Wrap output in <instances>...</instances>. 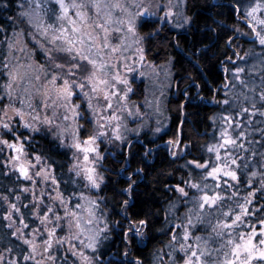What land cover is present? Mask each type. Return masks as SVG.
<instances>
[{
	"label": "snow or ice",
	"instance_id": "6c2138e0",
	"mask_svg": "<svg viewBox=\"0 0 264 264\" xmlns=\"http://www.w3.org/2000/svg\"><path fill=\"white\" fill-rule=\"evenodd\" d=\"M14 6L20 11L6 17L13 25L11 33L6 24H0L3 34L0 43H6L12 54L27 48L26 35L33 40L39 36L41 39L37 44L51 70L42 91L25 87L18 93L20 82L27 84V74L21 73L17 64L7 72L5 91L0 93L8 101H0V157H3L0 169L6 178L12 175L17 177V183L25 182L8 190L16 192L11 201L8 195H0L7 204V211L3 212V219L8 221L6 233L26 247V250L21 248L18 258L10 259L8 264H20V258L25 264H58V258L62 264H68V257L61 255V250L71 254L72 264L77 261L79 264H144L139 256L133 260L131 252L134 241L147 236L148 213L140 218L139 213L132 215L123 211L121 214L118 211L116 214L120 219L110 222L107 219L109 212L99 211L105 197L85 195V191H72L65 196L64 192L69 184L74 188L99 190L105 182V175L99 169L106 158V153L100 151V142H123L128 132L140 133V129L146 127L141 123L128 128L124 122L126 117L143 121L145 116L138 106L128 103V94L132 92L128 74L139 71L137 65L141 68L146 65V49L142 46L145 39H150L153 34L160 35L165 25L171 26L168 31L191 26L193 17L186 14L187 0H115L112 3L105 0H15L14 4L13 0H0V11L7 12ZM117 9L120 16L114 19L113 12ZM262 9L264 0H256L245 9V18L264 49V34L257 29L259 25L264 30V19L256 15ZM235 10L240 11L239 4ZM93 14L96 19L89 23ZM156 19L161 21L156 28L139 34L138 28L155 23ZM209 31L215 29L209 26ZM110 33H123L119 45L111 48ZM234 39L235 35L229 36L226 43L231 45ZM133 48L132 57H117V65H112L114 54ZM106 50H109L107 54ZM200 51L195 48L189 54L190 58L198 56ZM235 55L242 59L238 51ZM261 55L264 56V51ZM5 60H8L7 56ZM191 62L194 67L199 66L197 60ZM3 67L7 69L8 64ZM39 67L44 68L43 65ZM109 67L116 70L109 74ZM242 71V68L233 69L237 80ZM140 75L144 73L140 72ZM45 76H49V72H45ZM35 79L39 81L41 77L37 75ZM120 86H123V92ZM184 95L187 97L188 93ZM34 96L42 98L39 107L43 109V115L34 107ZM77 96L80 100H76ZM255 100L264 105V90ZM152 103L159 113L160 97H154L152 102L145 99L148 106ZM50 108L51 115L48 114ZM257 114L264 116V107H257L253 102L251 107H242L234 115L222 116L220 131L215 134L216 142L207 144L205 149L209 158L203 162L186 160L181 167L188 170L187 178L181 177L180 183L164 186L166 191L178 194L177 199L184 205L191 206L177 218L175 225L169 221V240L155 250L153 264H264V195H260L264 193V120L259 121L260 127L243 131V121L238 119L247 115L251 121ZM79 120H84L85 124ZM86 124L91 125L90 131ZM43 127L51 133L57 148L64 149L66 173L57 174V161L43 149L35 148L33 134H39ZM25 131L28 135L23 134ZM83 131L88 134L82 136ZM160 131V127L153 129V133ZM250 133L258 138L248 140ZM182 139L181 127L174 137L164 141L168 154L176 159H183L193 146L189 141L181 147ZM149 151L145 148V158ZM59 166L63 167L62 164ZM141 172L143 169L138 168L128 173L131 183L126 189L119 190V194L130 193L136 183L132 176ZM197 172L202 173L198 178L193 175ZM64 175H67V181L60 179ZM189 192L199 195L189 198ZM29 195L31 199H27ZM74 198L79 203L73 206ZM128 204V200H124L121 208ZM22 208L31 209L28 216L35 223L31 232L28 231L31 224ZM175 208L176 204L170 202L166 218L167 212ZM200 225H204V234L193 236ZM116 229L123 252L110 253V256L120 257L110 259L104 257L101 244L108 241V233ZM178 229L183 231L178 234ZM41 236L45 238L39 239ZM5 251L11 254L13 248ZM179 254H182L181 260L176 259ZM3 261L4 254L0 252V264Z\"/></svg>",
	"mask_w": 264,
	"mask_h": 264
},
{
	"label": "trees",
	"instance_id": "16d2710c",
	"mask_svg": "<svg viewBox=\"0 0 264 264\" xmlns=\"http://www.w3.org/2000/svg\"><path fill=\"white\" fill-rule=\"evenodd\" d=\"M252 1L187 0L189 7L186 14L193 17L191 26L184 25L180 29L172 31H168V28L164 26L160 35L153 34L150 39H145L142 42L146 49L145 57L148 60L159 63L163 59L162 61L170 62L172 84L166 101V128L156 133L153 137L154 140L148 143L149 146H152V150L149 151L147 158L144 156L143 144L133 142V137H129L127 140L132 141L131 144L126 141L117 148H111L106 146L107 143L100 142V151L106 153V158L102 162L103 166L99 169L105 175V182L101 188L93 191L92 189L85 190L82 187L74 188L69 184L64 192L65 196L72 191H85V195L105 197V202L102 203L99 211L107 210L109 212L107 219L110 222L120 219V216L116 214L118 211L121 214L123 211L132 215L139 213L140 218L148 213L147 236L137 238L134 241V248L131 252L133 260L139 256L143 259L144 264H153L155 250L169 240L171 234V228L168 227L169 221L175 225L177 218L181 217L186 212L187 207L191 206V204L184 205L177 199L178 194L166 191L164 186L180 183L181 177L187 178L188 170L181 167L186 160L197 159L203 162L204 159L209 158L205 149L217 132L219 116L234 115L242 107H251L253 102L256 103L257 107H264L258 100L254 101V98L259 96V92L264 90V56L261 55L264 49L261 48L251 32L243 12L244 7H247ZM14 3L15 0H13ZM237 4L240 5L239 12L235 10ZM18 11L20 9L15 6L7 12L0 11V24H6L9 33L12 31L13 25L6 20V17L13 16L14 12ZM158 24L160 22L146 24L138 28V32L140 35H144L151 32L154 25L156 28ZM209 26L215 31H209ZM234 35L235 39L231 45H228L226 43L228 37ZM2 39L3 34L0 33V41ZM39 39L40 37L37 36V40ZM24 41L27 48L12 54H9L6 43H0V93L5 91L3 85L8 80L7 72L17 64L20 65L19 71L27 74V84L23 81L20 82L18 93H22L25 87L33 91L36 88L41 89L50 77L51 65L46 62L43 50L31 36L26 35ZM205 47L207 48L206 51ZM195 48L201 50L200 54L190 58L189 54ZM237 51L242 59L235 55ZM6 56L8 57L7 61L5 60ZM192 60H197L199 66L194 67ZM30 61L32 62L31 66H29ZM5 63L8 64L7 69L3 67ZM236 63L238 64L235 65ZM40 65H43L44 68L39 67ZM235 68L243 69L239 73V80L233 75ZM45 72H49V76L46 77ZM37 75L41 77L39 81L35 79ZM131 82L135 90L131 95L141 98L144 88L143 80L133 78ZM194 84L199 85V87H195ZM184 93H188V96L186 97ZM225 100L229 102L227 104L222 103ZM0 101L8 102L6 96H0ZM40 104L41 97L34 96V107H37L41 112ZM81 111L84 114V109ZM238 119L243 121V131H248L260 127L261 125L257 121L264 120V116L254 115L251 121L248 120L247 115L238 117ZM80 121L85 124L84 120ZM182 121L183 123H181ZM181 127L183 128L182 147L185 142L189 141L192 142L193 146L190 148L189 154L183 156V159H176L168 154L165 145L157 142L160 140L167 141L174 137ZM86 128L90 131L91 125L86 124ZM23 134L28 135L26 131ZM87 134V131L81 132L82 136ZM143 134L145 136V133ZM256 138L258 137L252 133L247 137L248 140ZM33 144L36 149H43L44 153L51 155L57 161L55 169L57 174L62 171L67 172V163L64 162L66 160L64 149L57 148L51 133L47 132V129L42 128L39 134H33ZM155 144L157 146L153 149ZM200 145L205 147L201 148ZM256 150L259 151V147ZM2 159L3 157H0V160ZM61 164L63 165L62 168L59 166ZM122 164L126 166L121 167ZM138 168L143 169V172L132 176V181H136V183L130 193L119 194V190L126 189L131 183L128 179V173ZM201 174L197 172L193 175L198 178ZM60 179L67 181L68 177L64 175ZM19 183L25 182L21 180ZM19 183H17L16 176L9 175L6 178L3 175V169H0V195H8L11 201L16 192H9L8 190L18 188ZM61 188H65L64 183L61 184ZM193 195H199V193L189 192V198ZM260 195H264V193ZM27 199H31V196L29 195ZM124 200H128L129 204L122 209ZM170 202L175 203L176 208L168 211L166 218V210L169 209ZM257 202H259V197ZM76 203L79 201L74 198L71 204ZM4 211H7V204L0 199V252L4 254L3 264H8L10 259L18 258L21 248L26 250V247L19 240L6 233L5 225L8 221L3 219ZM22 211L31 224L28 229L31 232L32 227H35V223L28 216L31 209L22 208ZM252 222L255 223L256 221ZM118 231V229L110 231L108 233L110 239L101 244L104 257L120 259L117 255H109L117 251L123 252V246L119 244ZM182 231L183 229H178V234ZM60 234L63 235V233ZM198 234H204V225H200L193 232V236ZM44 238L43 236L39 237V239ZM18 244L20 247H16ZM9 247L13 248L11 254L5 251ZM61 255L67 256L68 264H72L74 258L70 253L61 250ZM176 259L181 260L182 254L177 255ZM20 264H25L22 258H20ZM58 264H62L59 258ZM77 264H79L78 261Z\"/></svg>",
	"mask_w": 264,
	"mask_h": 264
},
{
	"label": "rangeland",
	"instance_id": "374dc122",
	"mask_svg": "<svg viewBox=\"0 0 264 264\" xmlns=\"http://www.w3.org/2000/svg\"><path fill=\"white\" fill-rule=\"evenodd\" d=\"M105 2L112 3V2H115V0H105ZM255 2H256V0H253L251 3H249L247 5V7H250L251 4H253ZM247 7H244V10H243V12L245 13V16H246L245 9ZM256 15L259 19H264V9L258 11ZM119 16H120L119 10L118 9L114 10L113 18L115 19V18H118ZM95 19H96V17L93 14L92 19L89 21V23H91L92 20H95ZM156 22L161 23V21H159L158 19H156ZM168 26L171 27L170 25H168ZM153 28H155V25ZM173 29H176V28H173ZM257 29L261 30L262 34H264V30H262L259 25H257ZM122 35H123V33H110L109 34L110 48H111V46L119 45ZM35 42L37 43V40H35ZM44 42L47 43V41H44ZM109 50H106V54H107V51H109ZM134 51H135V48H133L132 50H129V51L121 50V51L117 52L116 54H114L112 56V65L113 66L117 65V63H118L117 57H122V56L132 57ZM162 60H161V62L156 63V62L148 60L146 58V65L144 67L141 68V67H139V65H137L136 67L139 68V71L134 72L132 74H128L129 87H131V89H132V92H130L128 94V103L130 106H138L140 108V111L142 113H144L145 116H144L143 121H141L140 119L134 118V117H126L124 122L126 123L128 128H135V127L139 126L141 123H144L146 125V127L141 128L140 133L128 132L126 134L125 140L123 142L116 141L113 144H108L107 141H103V142L107 143L106 146H110L111 148L120 147V145L125 143L129 137H133L136 135L138 136V135H141L143 133H146L150 138H153V137H155V134H156V133H153V129H155L156 127H160L161 131H163L166 128V126H167L166 101H167V98L169 95L168 94L169 89H170L171 84H172V72H171L170 62L167 60L166 61H162ZM130 62L131 61H129V63ZM237 64L238 63H236L235 65H237ZM148 65L155 66V67L154 68L149 67ZM115 70H116L115 67H109L107 69L109 74H112ZM120 70L122 71V69H120ZM248 70H250V69H248ZM140 72H143L144 75H140ZM133 78L143 80L144 88H143V96L141 98H138L137 96L133 97L131 95L135 92V90L133 89V86H132V82H131V80ZM49 79H50V77H49ZM45 86H46V82L43 85V87L41 88V91L43 90V88ZM123 90H124L123 86H120V91L123 92ZM154 97H160V112L159 113H156L154 103H152L151 107L148 106L147 104H145L146 98L148 101L152 102ZM76 100H80V97L77 96ZM73 102L75 103L76 101H73ZM41 103H42V98H41ZM116 108H119V104H116ZM51 113H52V109L50 108V109H48V114L51 115ZM81 113L83 114L82 111H81ZM43 114H44V111H43V109H41V115H43ZM225 115H227V114H225ZM221 117L222 116H219V118H218L219 122H218V127H217L216 133H218L220 131V128H221V124H222ZM89 118H91L90 114H89ZM259 121L260 120H258L257 123ZM78 122L83 124L80 120ZM224 126H227V124H225ZM43 128L47 129L46 127H43ZM241 130H243V125H242ZM233 135H238V132H233ZM216 139H217V137L215 135L212 137V139L209 143H215ZM213 156H214V154H213ZM256 159L259 160V157L257 156ZM250 170L251 169H249V171ZM244 175L246 176L247 174H244ZM92 190L96 191L97 189H92Z\"/></svg>",
	"mask_w": 264,
	"mask_h": 264
},
{
	"label": "flooded vegetation",
	"instance_id": "af4514ba",
	"mask_svg": "<svg viewBox=\"0 0 264 264\" xmlns=\"http://www.w3.org/2000/svg\"><path fill=\"white\" fill-rule=\"evenodd\" d=\"M165 27L166 28H169V26L168 25H165ZM180 29V28H179ZM174 30V29H173ZM144 134H141V135H136V136H133V138H132V141L133 142H139L138 144H143L142 146L144 147V148H148L150 151L152 150V146H149L148 145V143L150 142V141H153L154 140V138H150L148 135H146L145 134V136H143ZM156 140V139H155ZM157 143H162L163 145H165L164 144V140H160L159 142H157ZM156 145V144H155ZM157 146V145H156ZM181 147H182V145H181ZM168 150V149H167Z\"/></svg>",
	"mask_w": 264,
	"mask_h": 264
},
{
	"label": "bare ground",
	"instance_id": "6f19581e",
	"mask_svg": "<svg viewBox=\"0 0 264 264\" xmlns=\"http://www.w3.org/2000/svg\"><path fill=\"white\" fill-rule=\"evenodd\" d=\"M146 134V133H145ZM147 135V134H146Z\"/></svg>",
	"mask_w": 264,
	"mask_h": 264
}]
</instances>
